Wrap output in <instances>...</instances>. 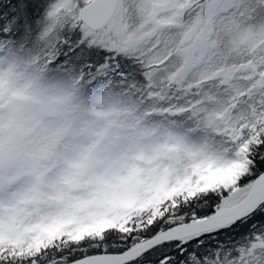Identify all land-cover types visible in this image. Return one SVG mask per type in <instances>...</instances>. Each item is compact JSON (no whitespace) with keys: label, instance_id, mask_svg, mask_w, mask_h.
Here are the masks:
<instances>
[{"label":"snow or ice","instance_id":"1","mask_svg":"<svg viewBox=\"0 0 264 264\" xmlns=\"http://www.w3.org/2000/svg\"><path fill=\"white\" fill-rule=\"evenodd\" d=\"M0 264H264V0H0Z\"/></svg>","mask_w":264,"mask_h":264}]
</instances>
